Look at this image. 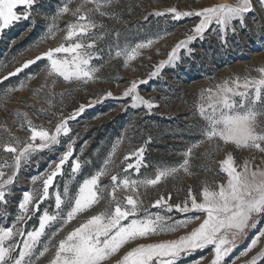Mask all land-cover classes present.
Returning <instances> with one entry per match:
<instances>
[{"label":"snow or ice","instance_id":"1","mask_svg":"<svg viewBox=\"0 0 264 264\" xmlns=\"http://www.w3.org/2000/svg\"><path fill=\"white\" fill-rule=\"evenodd\" d=\"M36 2L37 0H0V32L21 20H29ZM71 3L72 0H66L58 9L42 38H55L56 33L61 30L56 21L63 15L70 14L74 19L65 25L62 42L0 77V84L44 59L47 60L46 78L57 77L66 82L75 80L83 83L96 78L95 73L99 69L91 62L95 58L97 43L103 40L107 33L96 31L103 28V25L98 24L93 15H108L105 9L113 0H81L75 8L69 7ZM256 3L264 9V0H256ZM252 11L253 0H237L235 4H216L194 11H178L175 7L166 9L165 12L171 13L174 20L198 17L199 23L191 29L192 35L172 48L168 58L160 62L156 70L150 73V77L157 76L166 64H174L179 60L181 49L191 52L188 45L197 37L203 38L212 24L218 26L220 33L227 28H232L235 32L233 21L238 20L243 27L245 14ZM164 14L155 13L157 16ZM116 35L119 37V33ZM153 43V40H148L137 43L134 47L127 44L120 47L117 43L115 54L117 57L123 56L127 66L130 61L141 55V49L148 48ZM255 71L259 73L258 77L235 76L223 80L214 88L203 90L200 103L196 106V111L203 121V124L198 126L202 139L190 144L181 153L183 160L178 164L157 167L154 177L133 179L128 175L130 169L139 173L141 167L146 166L142 148L124 157L127 162L134 156L135 164L127 163V166L122 168L123 174H113V157L120 144V141H117L103 165L80 181L77 179L78 174L89 161L74 156L75 141L69 138L65 150L51 161L48 170L31 178L33 185L40 181L41 186L23 193L18 205L19 214L13 226H0V264H38L40 258L50 249H54V254L48 264H106V261L133 243L135 246L120 256L115 264H178L182 256L207 248L212 252L209 264H224L225 257L233 252L238 243L246 240L251 230L256 229L258 223L264 220V167L254 164L255 155L238 163L234 154L228 152L225 158L219 161L218 174H223V181L216 183L214 188L205 183L201 191L195 193L189 187L186 199L181 203L169 204L168 201L172 198L169 194L167 198L160 196L151 205L152 208L165 206L166 213H171L173 209L178 213H201L203 219L200 215L187 216L182 220L173 219L170 215L149 212L144 207L140 189L156 186L168 178L176 177L181 171L192 175L190 168L194 150L204 143L213 145L216 151H219L222 145H232L239 151L264 155V67ZM32 78L28 77L29 80ZM146 82L139 81L140 84ZM26 86V82L21 81L19 87L4 89L3 99L6 101L12 93ZM44 87L43 84L40 86L41 89ZM137 87L138 82L134 80L123 92L124 97L131 98V106L143 105L149 110L156 107L152 101L138 94ZM38 91L40 89L34 90L33 95ZM111 96L112 93L107 92L101 101ZM96 102L90 101L88 107ZM85 107L80 105L67 118H61L55 124L54 130L34 125L27 119L26 113L17 111V117L24 116L21 127L27 125L29 133L24 140L14 136L6 126L0 125L10 137L0 139V151L11 156V163L7 159L0 162V205L8 203L6 195L9 186L14 184L22 165L45 150L55 151V146L62 143V137H68L71 131L69 121L75 120L83 113ZM65 166H70V180L77 182L74 190L69 187V180L64 181L62 191L56 184L57 177L64 175ZM5 169L10 170V173H6ZM109 175L110 183L103 184V177ZM53 188L55 191H50ZM52 198L55 211L51 212L45 208L41 213V206ZM102 201L105 202V207L101 211L89 216L56 244H52V240L65 225ZM37 215L38 227L27 230L17 226L26 224ZM193 221L200 222L177 239L136 243L153 236L177 232L187 228ZM57 224L59 227H54ZM17 237L23 239L18 240ZM42 238H46L48 242L44 243ZM262 240L264 228H259L236 259L252 252ZM41 244L43 247L38 248ZM261 258H264V248L252 256L247 264H257ZM203 259L201 257L196 264H201Z\"/></svg>","mask_w":264,"mask_h":264},{"label":"rangeland","instance_id":"2","mask_svg":"<svg viewBox=\"0 0 264 264\" xmlns=\"http://www.w3.org/2000/svg\"><path fill=\"white\" fill-rule=\"evenodd\" d=\"M65 2L66 0H37L29 20H21L0 32V77L62 42L65 25L74 19L70 14H65L56 21L61 30L56 33L55 38H42L48 25L52 23V17ZM80 2L81 0H72L69 7L75 8ZM236 2L237 0H113L105 9L108 15H93V19L103 25V28L96 31L107 33L105 38L97 43L95 58L91 62L99 69L94 80L83 83L75 80L66 82L57 77L46 78L47 60L44 59L0 84V125L6 126L21 140L29 133L27 125L21 127L24 116L17 117L15 115L17 111L26 113L27 119L34 125L54 130L55 124L61 118H67L80 105L86 106L83 113L75 120L69 121L71 131L68 137H62V143L55 146V151L45 150L22 165L14 184L9 186L6 195L8 203L0 205V213H6L0 214V226H13L19 214L18 205L23 193L41 186L40 181L33 185L31 178L48 170L51 161L65 150L69 138L75 141L74 156L89 161L78 174L77 179L80 181L103 165L117 141H120V144L113 157V174L116 172L123 174L122 168L126 167L127 163L135 164L134 156L127 162L124 161V157L141 148L144 150L146 166H142L139 173L130 169L128 175L133 179L154 177L157 167L181 162L183 160L181 153L190 144L202 139L198 126L202 125L203 121L196 111V106L200 103L203 90L214 88L216 84L235 76L258 77L259 73L255 69L264 67V9L253 0L254 11L245 14L244 26L241 27L238 20L233 21L235 32L232 28H227L220 33L218 26L212 24L203 38L197 37L188 45L191 52L181 49L179 60L174 64H166L159 70L157 76L150 77V73L156 70L160 62L168 58L172 48L179 41L192 35L191 29L199 23L198 17L174 20L172 14L165 10L175 7L178 11H194L216 4ZM156 12L165 14L157 16ZM116 33H119V37ZM148 40H153L154 43L148 48L141 49V55L130 61L127 66L124 57H117L115 54L117 43L120 47L126 44L134 47L135 44ZM29 76L33 78L29 80ZM134 80L138 82V94L152 101L156 107L149 110L143 105L131 106V98L124 97L123 92ZM21 81H25L27 86L12 93L5 101L4 89L19 87ZM139 81L147 82L140 84ZM42 84L45 87L41 89ZM36 89L40 91L33 95ZM107 92H111L112 96L101 101ZM90 101L97 102L88 107ZM4 138L10 137L0 128V139ZM228 152L234 154L238 163L255 155L254 164L264 167V155L260 153L239 151L232 145H222L221 149L216 151L213 145L204 143L194 150L190 168L192 175L181 171L176 177L168 178L156 186L140 189L144 207L149 212L170 215L173 219L182 220L192 215H200L203 219L201 213H178L175 209L171 213H166L165 206L152 208L151 205L160 196L167 198L169 194L172 197L168 201L169 204L181 203L186 199L189 187L195 193H199L205 183L214 188L216 183L223 181V174H218L219 161L224 159ZM5 159L11 163L10 154L0 151V162ZM205 168L210 170L206 171ZM4 171L10 173L8 169ZM68 173L70 166H65L64 175L56 179L61 191L65 180H69V187L75 189L77 182L70 180ZM102 183L109 184L110 175L103 177ZM50 191H55V188ZM104 207L105 202L102 201L88 212L78 215L75 220L63 227L52 240V244H56L74 227ZM45 208L51 212L55 211L54 198L46 201L40 212L42 213ZM199 222L193 221L187 228L179 229L177 232L153 236L136 243L177 239L198 226ZM17 226L27 230L38 227V215L33 216L26 224ZM54 227H59V224ZM259 228H264V220L258 223L256 229L251 230L246 240L238 243L233 252L225 257L224 264H233L234 261L235 264H247L252 256L264 248L262 240L252 252L236 259ZM42 240L44 243L48 242L46 238ZM134 246V243L127 245L116 256L106 261V264H115L120 256ZM42 247L43 244L38 245V248ZM53 254L54 249H50L40 258L38 264H48ZM201 257L204 258L201 264H209L212 258L211 249L197 250L184 255L178 264H196ZM257 264H264V258L258 260Z\"/></svg>","mask_w":264,"mask_h":264}]
</instances>
